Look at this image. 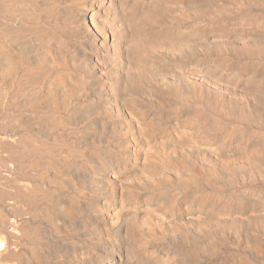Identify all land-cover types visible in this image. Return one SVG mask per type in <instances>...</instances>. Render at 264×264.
<instances>
[{
  "label": "rangeland",
  "instance_id": "obj_1",
  "mask_svg": "<svg viewBox=\"0 0 264 264\" xmlns=\"http://www.w3.org/2000/svg\"><path fill=\"white\" fill-rule=\"evenodd\" d=\"M8 1L11 0H0V5H2V7L4 8L3 10H0V31L8 30L0 35V48L6 49L8 53L11 54V61H13L14 58V61L16 60L21 64L23 63V66L31 67L35 62L34 54L37 52L42 53L47 49V46H45V39H43L47 34L46 31H44V33L42 34H37L33 37L31 36L18 42H16V40H12L13 38H11L10 35H13V33L11 32L9 34L8 32L13 30L12 28L15 27L19 23V21L21 24L37 29L32 30L33 33L38 31L41 26H44V28L46 29L54 27L52 36L59 37L63 42L64 49L66 48L64 50L62 47V53H59L60 55L58 56L57 50L55 49V47H52L51 49L53 50V54H56L55 59L59 58L60 62L66 63L67 67L69 64L72 69L74 68V73L79 71L89 73V67H91L96 76L93 78V80H95V78H99V81L91 83L90 87L88 88V91L90 93L92 91L94 92L99 85L101 87H105L106 84L103 75L104 70L100 56H103L104 54L112 55L113 49L118 52H122L123 49H125L126 44L130 39L127 36L130 34V27L129 23H124V21H127L131 16L133 17L136 24V27L134 28L136 36L142 38L146 37L145 39L150 40L149 42L154 41L156 38H162L166 36L169 37L174 31V33H176V30L179 32L185 30V32H187L188 34H186L185 36L190 42L187 46H185L186 48L183 47L182 56L186 57V60L188 61L202 58V61L204 62L203 65L200 66L205 69L210 66L218 67L220 69L219 72H211L213 73L212 75L215 78H218L221 75V79L223 80H221L222 82H226V80L229 79V76L231 77L235 75V77H239L241 80L240 89H242L241 92L245 90V92L243 93L245 94V98L253 100L252 98L255 97V92L257 91L256 89L264 86V55H253L247 49V37H250L252 32H249L247 29H243L248 23L253 25L261 24L260 26H264V2H262L264 0H216V4L202 10V12H200V15L199 12L195 11V6H199L197 0H156L159 2V4L156 6L155 10H146L145 7L143 8V4L147 3V1L150 0H139L136 5H134V0H56L55 5H50L47 2H41L36 7H34V10H37L39 12L38 16L40 18V25L36 24V22H31V18L32 20L34 19L33 16L31 18H24L20 16L15 20V13L12 11L17 10L11 8L10 11V9L8 8V6L10 5L6 3ZM96 4L100 5L97 6ZM166 4L168 6H166ZM193 7L194 10H192ZM7 8L9 9V12L7 11ZM86 9L96 14L93 24L84 23L83 11H85ZM122 9H124L125 11L123 12ZM190 10L191 13H188L190 12ZM172 12L174 15L172 14ZM70 16H74L77 19L78 24L81 27L80 30L71 31L68 28V25L65 24V21ZM113 19H115V21H112ZM183 19L189 20L187 21L189 24ZM202 21L204 24L202 23ZM191 23L192 26H190ZM6 24H8V26H6ZM11 25H13V27ZM111 27L112 29H110ZM189 27L193 28V30L189 31ZM211 38H213V40ZM223 38H227L226 41ZM242 40L246 41L243 42ZM162 52V60L161 62H159V64L165 67L166 65H170V68H172V70L175 69L176 66L175 64H172V60H174L175 57L178 56L177 51L165 50ZM170 52L171 55H169ZM190 55H193V57ZM170 61L171 63L169 64ZM95 62H97V64L99 65H97ZM193 64L194 63H192V65L189 64V66L193 67L195 65ZM200 66H198V69H196L199 70ZM69 69L68 70L72 72L71 68ZM6 78L0 80V123L2 124L4 122V120H2L4 119L3 117H5L9 111H12L14 109H21L24 108V106H34V110L31 111L30 116H27L25 124L21 129L15 131L8 130V132L0 131V162L4 163L8 168H11L12 171L19 173V175H17L16 177L17 183L19 184L27 183L24 181V179H28V175L33 169L38 174V178L40 179V182L38 183L39 186L41 188H45V185H47L48 178L52 171L47 170L45 166L40 165V161H42L40 158L26 160L23 159L22 153L16 155L14 153L15 151H13V145H15V143H17L18 140H20L22 137H30L32 134H35V132L38 131L36 123L40 121V117L43 114L42 110L45 101L48 98V89L46 87V89H41L37 94L38 96H35L32 93H29L30 89L27 85L28 77H23L21 74L15 73L13 75H9ZM98 82L99 85H96ZM218 83L219 86H222V83ZM236 90L238 91V89ZM251 90H253V92ZM219 91L220 88L219 90H209V98L213 100L212 98L220 93ZM16 92H19V96L15 99L11 98V95L15 94ZM27 94L29 95L27 96ZM177 100L180 99L177 98ZM196 103L198 105V110H200L201 112L204 111L205 114H209V123H211L213 128L210 127L207 129H198L193 127H186V125H183L182 122L185 119V116L180 113V106L176 105L175 95L173 96L171 95V93L168 94V97H166V99H162L157 104L154 102L146 103L142 99L139 101V103L131 105V107L127 108L123 112H117L115 111V108L114 110H108L104 105L94 106L95 108L92 113V117H94L93 124L96 123L97 125L95 124L93 133H96V136L98 134V136L102 137V151L104 149V153L102 156H94V162L92 166H96L97 162L103 159L107 165L114 162L119 163V165L121 166L120 169H124L123 172L119 173V175L117 176L120 182L123 181L124 178L137 176L138 163L143 161L141 157L142 154L146 151H150L151 149L150 146H145L147 142L149 145H155L156 142L159 141V139H174L176 133L181 131V129H184L187 133L190 132L189 134H185L186 137L189 138V141H191L192 139L194 140L198 138L199 135H203L205 133L211 134L212 136L216 134L220 142H217L215 144L214 142L209 143L208 147L211 148L221 145L219 148L220 150H216L212 154L211 158L208 159H202V156H200L198 152H195V154L191 148L188 149L189 151L187 153H185L186 155L184 154V152L172 156H165L164 154H162L163 158L159 160L160 163L162 161L165 163L166 167L175 169L179 168L187 171V173L185 174V178L183 179V181H188V186H186L185 188L177 187L170 176H166L164 172H158L153 173L155 179L151 182L152 187L150 186V188L144 189L141 186L140 188L134 186L128 188L127 191L123 192L125 197V202L123 204L127 208L128 212V215L126 214V216L128 217L126 218L127 227H125V233H127L126 236L128 239L127 244L130 245L131 253L135 256L134 259L129 261L128 264H146L147 258L145 255H147L148 252V255H152L154 253L155 247L158 249H162L161 255H164V257H166L164 258V264H260V262H264V220L255 219L251 216V211L253 210H264V197H262L264 196V192H262V190H257L260 189V187L264 189V160L261 163L262 167L260 166L258 169L253 167L248 168L251 163V157L254 153L261 155L264 154V131L262 130L261 132L258 129V125L244 124L242 122H239L238 119L233 116L229 118L233 125L228 127L227 124L230 120L224 121V119L226 118L225 116L219 114V110L214 109L211 105L208 106V104H205L204 102L202 103L200 101H196ZM156 105L160 106V110L162 111L161 113H163V115L160 117L161 119L155 118L153 116L154 113L151 112L152 110H154L153 106ZM1 109L3 110V112H1ZM125 112L128 115H126ZM119 114H121L123 117L121 115L119 116ZM116 116L118 117V119L116 118ZM131 120L132 122H134V124L131 122ZM136 121L139 122L136 123ZM33 122L35 126L33 125ZM132 125H135L137 128L133 127ZM138 127L142 128L141 131L144 132L143 137L138 134L139 132H136L139 130ZM249 127H252V129ZM105 128L107 130H105ZM145 128L147 129L146 131ZM242 130L244 132H247V143L240 141V139L244 135V132ZM136 134H138L139 136ZM145 137H147V140L145 139ZM9 140H11V142ZM15 140L16 142H14ZM103 140L107 146L103 144ZM154 140H156V142ZM192 142L193 141H191V143ZM143 143L144 145H142ZM5 150H7V153L5 152ZM218 153H220V155ZM262 156L264 157V155ZM14 161L16 162L14 163ZM156 162L157 160L152 161L151 165L160 164L159 162ZM37 164L40 166H38ZM0 172H3L2 174H4V176L11 177V175L4 171L2 167H0ZM170 172L171 171L168 170L167 175H171ZM74 182L78 183L79 189L80 191L82 190L83 194L81 195V198L76 205V209L74 210L70 221L60 227H57V235L54 239H60L59 242H51L49 240L51 238L50 236H48L46 229L44 228V221L34 225L35 227H38V239H42V241L45 243V256L47 257L46 264H69L70 260H73V247L76 251L74 252L79 255V258H84L83 264H94V262L95 264H98L100 262L107 263L109 259L104 254V249L114 243L115 237L113 235V232H109L110 230L107 226H105L106 223L100 224L99 219H101V216L111 214V208H115L114 211L116 210V212L119 210H117V208H119L118 205L120 204V202H118V194H116L117 192H115L114 187L107 190L103 189V193L106 192V194L102 195L96 188H92L88 183H85L82 180H77ZM241 184L244 187H242L241 191H239V187L241 186ZM250 184L251 186L259 187L255 188L256 191L253 194L254 196L251 195L249 199H244L241 198L240 195H237L238 192L248 193V190H250L248 186H250ZM142 190L152 191V194L145 197L141 196ZM255 194L259 197V199L255 196ZM159 196L162 198H159L157 200ZM234 198L241 199L243 205L239 204V202H236L237 204L234 203ZM178 199H182L179 207L175 205ZM65 200L66 198L62 200L57 199L55 201L56 203H61ZM156 204L157 206H155ZM147 206L149 208H152V210H155V213L152 215L146 214V212L143 211L142 208H146ZM185 210H188L189 214L193 210V212H197L195 214L200 215V218L196 222V224L189 225L188 227H182L183 222L180 221H182L181 217L184 214H187L182 213L183 211L185 212ZM156 213L158 214V216ZM178 216H180V218ZM67 243L72 244L69 245ZM168 244L169 246H171L170 250ZM27 246L29 245L27 244ZM68 247H70L71 249ZM172 255H175L176 259L174 258L172 260Z\"/></svg>",
  "mask_w": 264,
  "mask_h": 264
},
{
  "label": "bare ground",
  "instance_id": "obj_2",
  "mask_svg": "<svg viewBox=\"0 0 264 264\" xmlns=\"http://www.w3.org/2000/svg\"><path fill=\"white\" fill-rule=\"evenodd\" d=\"M55 1L56 0H11V1H8L6 3H8L10 5V6H8L10 11H11V8H14L17 10V11H12L15 13V20L18 19L17 17H20V16L24 17V18H27V17L31 18L33 16L34 19L32 20V18H31V22L32 23L36 22V24L40 25L41 24V23H39L40 18L38 16L39 12L37 10H34V7H36L41 2H47L50 5H55ZM189 1H192V0H189ZM85 2H87V1H85ZM137 2H139V0H134V5H136ZM197 2L199 3L198 4L199 6H197V7L195 6V8H196L195 11L199 12V15H200V12H202V10H204L205 8L211 7L214 4H216V0H197ZM262 2H264V1H262ZM158 4H159L158 1L150 0V1H147V3L143 4V8L145 7L146 10L147 9L155 10V8ZM99 5H97V6H99ZM186 5H188V4H186ZM114 6H115V4H114ZM166 6H168V5L166 4ZM8 8H7V11L9 12ZM3 9L4 8L2 7V5H0V10H3ZM91 9H92V7H91ZM122 10H123V12L125 11L124 9H122ZM192 10H194V7ZM243 10H245V9H243ZM258 10H260V9H258ZM7 11H5V12H7ZM83 12H84V14H83L84 23L93 24L96 14L94 12L88 11V9H86ZM188 13H191V10ZM223 13H224V10H223ZM172 14H173V12H172ZM174 14H175V11H174ZM212 15H214V14H212ZM223 15H225V14H223ZM247 17H248V15H247ZM116 18H118V17H116ZM109 19H110V17H109ZM192 19H195V18H192ZM106 20H108V19H106ZM183 20H185L186 22L189 21L186 19H183ZM51 21H52V19H51ZM112 21H115V19H113ZM124 23H129V27H130L129 33L130 34L127 36L130 39H129L127 44L125 43L126 47H125V49L122 48L123 49L122 52H118V51L113 49L112 55L104 54L103 56H100L101 60H102V66H103V70H104L103 75L105 78V84L106 85H105V87L104 86L101 87L99 85V82H98L96 84V85H99L98 88L95 89L94 92L92 91L91 93L88 91V88L90 87L91 83L99 81L98 80L99 78L98 79L95 78V80H93V78L96 76H95V73L91 67H89V70H90V72L88 71L89 73H84V72H80V71L74 73V71H73L74 68L72 69V67L69 64H68V67L71 68L72 72L69 71L70 69L66 66L65 62H60L59 58L55 59L56 54H53V50L51 48L55 47V49L57 50V55L59 56L60 55L59 53H62L63 42L60 40L59 37L52 36V31H54V27L46 29V28H44V26H41L38 31L33 33L32 30H37V29H34V28H31L30 26L21 24L20 21L16 26L14 25L15 27H13V25H11L13 27L12 28L13 30H11L8 33L9 34L11 32L13 33V35H10V36H11V38H13L12 40H16V42H18L20 40H24V39L31 37V36L33 37L37 34L38 35L42 34V33H44V31H46V33H47L46 36L43 38V39H45V43H46L45 46H47L46 47L47 49L45 51H43L42 53L37 52L34 54L35 62L31 67L23 66V63L21 64L20 62H18L16 60L14 61V58H13V61H11V58H10L11 54H9L6 49L0 48V66H1L0 80H3V78L8 77L9 75H13V74L17 73V74H21L23 77H28L27 85L30 89L29 93H32L33 95L38 96L37 94L39 93V91L41 89H46V88L48 89V98L46 99L43 110H42L43 114L40 117V121L36 123L38 131H36L35 134H32L30 137H22L21 139L19 138L20 140L17 139L18 142L15 143V145H13V151H15L14 153L16 155L19 153H22L23 159H26V160L33 159V158H35V159L40 158L42 160V161H40V165L45 166L47 170H50L52 172L50 173V176L48 178V183H47V185H45V188H41L39 186L38 183L40 182V179L38 178V174L33 169L30 171V174L28 175V179L27 178L24 179V181L27 183L24 182L25 184H21V183L19 184V183H17V180H16V177H17V175H19V173L12 171L11 168H8L4 163L0 162L1 163L0 167H2V169L4 171H6L7 173H9V175H11V177L4 176V174H2L3 172L2 173L0 172V264H46L47 257L45 256L46 255V249L44 248L45 243L42 241V239H38V236H39L38 227H35L34 225L38 224L39 222L44 221V228L46 229L48 236H50V238H51L49 240L51 242H59L60 239H54L55 236L57 235V227H60L63 224L68 223L70 221V218L73 215L74 210L76 209V205L78 204V201L80 200L81 195L83 194L82 190L80 191V189H79L78 183L74 182L77 180H82L83 182L88 183L89 186H91L92 188H96L102 195L106 194V192L103 193V189L107 190V189L114 187L115 192H117L116 194H118V196H117L119 198L118 202H120V204L118 205L119 208H117V210L118 209L119 210L116 212V210L114 211L115 208H111V214L108 213L109 215L101 216L100 217L101 219H99V220H100V224L106 223L105 226L108 227V229L110 230L109 232H113L115 239H114V243L111 246L106 247L104 249V254L109 259L107 261V263L106 262L105 263L100 262L98 264H128L129 261L134 259L135 256L132 255L131 247H130V245L127 244L128 239L126 236L127 233H125L126 232L125 227H127L126 226L127 225V219L126 218H128V217L126 216V214L128 212H127V208L123 204L125 202V197H124L123 192L127 191L128 188H131L134 186L139 187V188L141 186L144 189L150 188L151 182L154 181V179H155L153 173H158V172H164V174H166V176H170L172 181L174 182V184L177 187L185 188L186 186H188V181H185V180L183 181V179L185 178V174L187 173V171H185L184 169H179V168L175 169V168L166 167L165 163L162 161L160 163L159 160L161 158H163L162 154H164L165 156L178 155V154H181V152H184V154H185L189 151L188 149L191 148L194 153L198 152V154L200 156H202V159H208V158H211L212 154L216 150H220L219 148L221 145L216 146V147H211V148L208 147L209 143L214 142V144H215L217 142H220L218 140L219 138L216 134H214V136H212L211 134H208V133H205L203 135H199L198 138L195 137L196 139H194V140L192 139L191 141H193V142L191 143V141H189V138H187L185 135V134H189L190 132L187 133L184 129H181V131L176 133V136L173 135V136H175L174 139L173 138L159 139L158 142H156V140H154L156 142L155 145H149L147 142L145 144V146H147V147L150 146L151 149H150V151H146L142 154L141 157H142L143 161H141V162L138 161L139 163H138V169H137V176L124 178V180L120 182L119 178H117V176L119 175V173L123 172L124 169L123 168L120 169L121 166L119 165V163L114 162V163L107 165L103 159V160L98 161L96 166H92V164L94 162V156H96V157L99 155L102 156L104 153V149L102 151V137L98 136V134H97V136H98L97 137L96 133H93L96 123L93 124L94 117H92V113H93V110L95 108L94 107L95 105H104L105 108L108 110L109 109L114 110V108H115V111L123 112L127 108L131 107V105L139 103V101L142 99L146 103L154 102L157 104L162 99H166V97H168V94L171 93V95H173V96L175 95L176 105L180 106L179 107L180 113H182L185 116V119L183 120V122L182 121L181 122L183 125H186V127H193V128H198V129L199 128L207 129L210 127L213 128L211 123H209V121H210L209 120L210 118L208 119L209 114H205L203 110H202L203 112L198 110V105H197L196 101H200L202 103L204 102L205 104H208V106L211 105L214 109L219 110V114L225 116V118H226V119H224V121L230 120L229 118L231 116H233L236 119H238L239 122H242L244 124L258 125V129L261 132H262V130L264 131V86L263 87L261 86L260 88L256 89L258 92L257 91L255 92L256 94H255V97L252 98L253 100H250L249 98H245V94H243L245 92V90L243 92H241L242 89H240L241 88V80L239 77H235V75H233L231 77L229 76L228 77L229 79H227L226 82H222L223 80L221 79V75L219 77L217 76L218 78H215L212 75L213 74L212 72H219L220 69L218 67L210 66L207 69H205V68L200 66V65H203V62H204V61H202V58L188 61V60H186V57L182 56L183 55V51H182L183 47L186 48L185 46H187L190 42L188 40V38L185 36L187 34V32H185V30L181 31V32L176 30V33H174L175 32L174 31L169 37L166 36V37H162V38H156L154 41L149 42L150 40H146L145 39L146 37L142 38V37L136 36V32L134 31L136 24H135V21H134L132 16L127 21H124ZM202 23H203V21H202ZM65 24L68 25V28L71 31H74V30L78 31L81 28L80 25L78 24L77 19L74 16L68 17L67 20L65 21ZM162 24H163V22H162ZM257 24H258V21H257ZM108 25H109V23H108ZM194 25H195V23H194ZM260 25H253V24L248 23V24H246V27L243 28V29H247L249 32H252L250 37H247V41L246 40H244V41L247 42L246 43L247 49L253 55L254 54L264 55V26H260ZM6 26H8V24H6ZM115 26H116V24H115ZM190 26H192V23ZM137 27H139V26H137ZM110 29H112V27ZM176 29H177V27H176ZM202 29H204V28H202ZM192 30H193V28L189 27V31H192ZM6 31H8V30H1L0 35ZM224 32H226V31H224ZM91 36H92V34H91ZM211 39L213 40V38H211ZM226 39H224V40L226 41ZM126 40H127V38H126ZM196 40H198V39H196ZM115 41H116V39H115ZM121 42H122V40H121ZM12 43H15V42H12ZM99 46H100V44H99ZM63 49H64V47H63ZM100 50H101V48H100ZM165 50H176L177 51L178 56L175 57L174 60H172V62H173L172 64H175V66H176V68L173 70H172V68H170V65H166V67H165V66H162L159 64V62H161V60H162L161 52L165 51ZM108 53H109V51H108ZM169 55H171V52ZM190 56L193 57V55H190ZM221 57H223V56H221ZM29 61H31V60H29ZM165 61H163V62H165ZM95 63L97 64V62H95ZM170 63H171V61L169 62V64ZM192 63H194L195 65L193 64L194 65L193 67L189 66V64L192 65ZM29 64H32V63H29ZM209 64H211V63H209ZM97 65H99V64H97ZM198 66H200L199 70H197ZM244 66H246V65H244ZM76 67H78V66H76ZM97 73H98V71H97ZM165 73H166V75H165ZM219 74H217V75H219ZM218 82L222 83L221 84L222 86H219ZM243 83H244V81H243ZM2 88H3V86H2ZM219 88H220V91H219L220 93L215 95L212 98L213 100H211L209 98L210 96L208 95L209 90H211V91L217 90V89L219 90ZM236 89H238V91ZM249 91H250V89H249ZM251 91L253 92V90H251ZM211 94H213V93H211ZM28 95L29 94H27V96ZM247 95H248V93H247ZM18 96H19V92H16L15 94L11 95V98L15 99ZM3 98H4V96H3ZM5 98H6V96H5ZM177 98L180 100H177ZM205 104H203V105H205ZM33 107L24 106V108L14 109L12 111H9L7 113V115L5 117H3L4 119H2V120H4V122L2 124L0 123L1 124L0 131H2V132L7 131L8 132V130L15 131V130L21 129L25 124L27 116H30L31 111L34 110ZM153 108H154V110L151 111L154 113L153 116L157 119L160 118L163 115V113H161L162 111L160 110V106L156 105V106H153ZM171 108H172V106H171ZM210 110H212V109H210ZM1 112H3V110ZM142 112H144V111H142ZM110 113H112V112H110ZM125 114H126V112H125ZM120 115L121 114H119V116ZM126 115H128V114H126ZM213 116H214V113H213ZM116 118L118 119L117 116H116ZM215 118H217V117H215ZM132 119H134V118H132ZM134 120H136V119H134ZM95 122H96V120H95ZM131 122H132V120H131ZM138 122L139 121H136V123H138ZM132 123L134 124V122H132ZM33 125H34V122H33ZM227 125H228V127L233 125L231 120L228 122ZM29 126H27V127H29ZM172 126H174V125H172ZM133 127H136V126L134 125ZM140 128L141 127H138L139 130L136 132H139L138 134L143 137L144 132L141 131L142 128L141 129ZM249 128L252 129V127H249ZM105 130H107V129L105 128ZM146 130L147 129L145 128V131ZM198 132H199V130H198ZM13 134H16V133H13ZM138 134H136V135H138ZM190 135H192V134H190ZM7 137H8V135H7ZM247 137H248L247 132H244V135L242 136L240 141L247 143L248 142ZM15 138H13V139H15ZM145 139L147 140V137H145ZM128 140H129V138H128ZM9 141L11 142V140H9ZM14 142H16V140ZM152 143H150V144H152ZM103 144H105L104 140H103ZM142 145H144V143ZM0 146H1V144H0ZM103 148H104V146H103ZM109 149H107V150H109ZM6 151L7 150H5V152ZM218 154L220 155V153H218ZM262 155H264V154H262ZM262 155L257 154V153H254L252 155V157L250 155L251 163L248 166V168L253 167V168L258 169L261 166L262 161L264 160V157ZM6 159H7V157H6ZM172 159H174V158H172ZM187 159H188V157H187ZM155 160H157V162H159L160 164L151 165V162L155 161ZM15 162L16 161H14V163ZM201 163H202V161H201ZM19 165H18V167H19ZM40 165H38V166H40ZM168 170L171 171L170 172L171 175H167ZM36 171H37V169H36ZM230 172H232V171H230ZM126 176H124V177H126ZM238 176H236V177H238ZM44 180H45V178H44ZM246 180H247V178H246ZM242 187H244V186L241 184V186L239 187V191H241ZM248 187L250 190H248V193L246 192L247 194L238 192L237 195H240L241 198L249 199V197L255 193V191H256L255 188H259L257 186H251V184ZM257 190H262V192H264V189L262 187H260V189H257ZM150 194H152V191L142 190L141 196L145 197V196H148ZM159 195H161V194H159ZM161 196H163V195H161ZM255 196H256V194H255ZM256 197H258V196H256ZM262 197H264V196H262ZM65 198H66V200L62 201L61 203H56V201H55L57 199L62 200ZM159 198H162V197L159 196L157 198V200ZM182 198H184V197H182ZM258 199H259V197H258ZM181 200L178 199L176 201L175 205L179 207ZM233 200H234V203L239 202V204L243 205V202L241 201V199L234 198ZM101 202H102V200H101ZM158 203H160V202H158ZM155 206H157V204ZM142 209L148 215H152L155 213L154 212L155 210H152V208H149L148 206L146 208L144 207ZM183 209H184V207H183ZM75 213H77V212H75ZM182 213H187L181 217L182 221H180V222H183L182 227H188L189 225L196 224V222L200 218V215L195 214L197 212H193V210L190 212V214L188 213V210H185V212L183 211ZM157 216H158V214H157ZM251 216L255 219L264 220V210H261V211L253 210V211H251ZM178 217L180 218V216H178ZM80 218H81V216H80ZM203 218H204V216H203ZM213 218H215V217H213ZM177 222H178V220H177ZM36 237H37V239H36ZM249 242H251V241H249ZM27 244L29 246H27ZM67 244L71 245L72 243H67ZM153 247H155V246H153ZM168 247L170 250L171 246H169V244H168ZM68 248H70V247H68ZM71 248H72V246H71ZM72 250H73V256H72L73 260H70L69 264H83L84 258H79V255H77L75 253L76 251H75L74 247L72 248ZM161 252H162V249H158L156 247L154 248V253L152 255H148V253H149L148 252L147 255H145L147 258L146 264H162V263L164 264L165 263L164 258H166V257H164V255H161ZM253 254H254V252H253ZM174 258H175V255H172V260ZM248 258H250V257H248ZM132 263H133V261H132ZM94 264H95V262H94ZM139 264H141V263H139ZM260 264H264V262L262 261V262H260Z\"/></svg>",
  "mask_w": 264,
  "mask_h": 264
}]
</instances>
